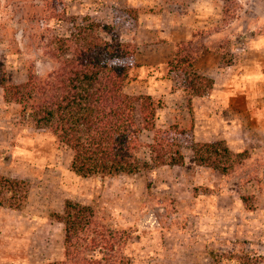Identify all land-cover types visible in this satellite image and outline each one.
<instances>
[{"label": "rangeland", "instance_id": "obj_1", "mask_svg": "<svg viewBox=\"0 0 264 264\" xmlns=\"http://www.w3.org/2000/svg\"><path fill=\"white\" fill-rule=\"evenodd\" d=\"M62 2L67 17L108 24L111 35L135 46L133 57L125 61L129 70L158 62L151 53L169 31L170 17L201 22L193 39L197 52L210 47L221 52L223 64L249 60L264 65V0ZM43 4L44 0H0V74L5 73L9 83L23 82L29 63L38 75L55 66L38 44L45 30L43 19L30 14ZM70 28V23H62L55 32L66 35ZM181 43L179 49L185 48ZM190 62L184 60L170 73L188 100L194 73ZM130 85L128 80L127 91ZM150 97L159 106L155 126L172 125L178 132L183 164L153 166L135 174L83 176L70 168L71 150L50 131L22 122L19 106L5 102L0 87V175L23 180L28 189L21 209L0 206V264L61 260L64 230L52 215L68 199L90 205L112 229L124 232L122 251L129 255V264H264V135L253 139L258 132L238 128L231 149L246 156L222 175L197 164L190 149L192 141L221 140V123L200 124L194 130L187 111H168L169 98ZM152 135L144 130L141 141L150 143ZM142 156L149 160L146 147Z\"/></svg>", "mask_w": 264, "mask_h": 264}, {"label": "trees", "instance_id": "obj_2", "mask_svg": "<svg viewBox=\"0 0 264 264\" xmlns=\"http://www.w3.org/2000/svg\"><path fill=\"white\" fill-rule=\"evenodd\" d=\"M30 14L33 19H43L45 30L38 44L55 66L38 75L29 63L20 83H9L6 74H0L3 99L19 106L22 122L50 131L67 146L72 152L71 170L83 176L135 174L153 166L183 164L176 128L155 126L159 108L155 101L149 95L124 91L129 78L125 61L135 53L132 43L116 39L108 24L77 15L67 17L62 0H44ZM62 23L71 24L66 35L55 32ZM196 37L193 32L191 40L176 43L169 73L187 59L194 71ZM181 42L185 48L179 49ZM211 86V79L195 71L188 82L191 95H201ZM144 130L153 133L150 143L141 141ZM145 147L149 160L142 156ZM190 149L197 164L222 175L231 173L246 156L244 151L234 152L222 139L192 141ZM27 197L25 181L0 175V206L21 209ZM52 218L63 225L64 252L61 260L46 264L130 263L129 255L122 251L124 232L112 229L90 205L65 200Z\"/></svg>", "mask_w": 264, "mask_h": 264}, {"label": "crops", "instance_id": "obj_3", "mask_svg": "<svg viewBox=\"0 0 264 264\" xmlns=\"http://www.w3.org/2000/svg\"><path fill=\"white\" fill-rule=\"evenodd\" d=\"M167 23L169 31L164 32L158 47L151 53L158 62L153 65L148 61L147 64L130 68L131 76L142 80L141 85L137 82L140 79L132 80L133 77H129L131 87L129 91L126 90L127 80L124 91L133 95H163L165 99L169 98L165 109L173 111V108H182V111H187L195 123L194 130L200 124L205 126L219 121L221 138L230 148L236 145L230 140L237 136L240 127L246 132L250 128L252 134L258 132L253 139H260L259 135H264V65L249 60H240L233 65L223 64L219 50L204 47L195 55L194 71L211 79L212 86L201 95H191L189 102L183 88L177 86L169 73L168 63L173 58L176 43L191 40L201 22L191 21L188 17L177 20L170 17Z\"/></svg>", "mask_w": 264, "mask_h": 264}]
</instances>
